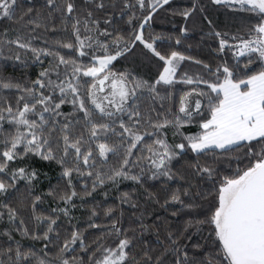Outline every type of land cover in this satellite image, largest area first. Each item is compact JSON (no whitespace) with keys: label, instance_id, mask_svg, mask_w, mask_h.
Returning <instances> with one entry per match:
<instances>
[{"label":"snow or ice","instance_id":"1","mask_svg":"<svg viewBox=\"0 0 264 264\" xmlns=\"http://www.w3.org/2000/svg\"><path fill=\"white\" fill-rule=\"evenodd\" d=\"M0 60V264H264V0H0Z\"/></svg>","mask_w":264,"mask_h":264},{"label":"trees","instance_id":"2","mask_svg":"<svg viewBox=\"0 0 264 264\" xmlns=\"http://www.w3.org/2000/svg\"><path fill=\"white\" fill-rule=\"evenodd\" d=\"M27 0H25V3ZM190 2V0H171V4L173 7H184L187 6V4ZM167 7V6H166ZM126 19V17H125ZM175 19L177 22L180 21V17H175L173 18L171 15V12H166V11H160L159 15L155 17L154 21L152 22V28L148 29L146 31V35L148 34V31L155 32V33H160V32H167L168 30L171 29L172 25L170 21ZM198 39V32L193 34V40L190 42H195V40ZM34 43H40L39 41H36ZM208 43H212L211 41H208ZM0 63H4V61L0 60ZM7 66H8V71L13 72L15 75L18 77H21L23 79H34L35 76L38 74L40 71L41 65L32 63L29 61V66L27 68L24 67H17L16 62L14 61H7ZM44 66H47V61H45ZM45 171H48V178H42V183L37 189V191H47L49 184L55 185L58 179V169L54 170H48L45 169ZM135 186L131 185V182H124L119 186V190L117 189H111L108 192L107 197H105L102 193L97 192L94 194L95 199L93 200L92 197L87 198L89 200L90 205L92 204H101L103 207H108V206H113L116 208L117 213L121 209L124 211V218H123V226L128 227L129 224H131L133 221L136 220V216L138 215L137 209L131 208L128 204H120V201L118 197L120 196L121 193L127 191V192H133ZM54 207L55 203L51 201V199L45 201L43 207L48 208V207ZM152 211H162L159 208H154ZM146 219L148 217L146 216ZM87 217L82 216L79 211L76 212V219L73 220V224H79L81 226H84L86 224ZM102 225L106 223L104 221L103 216H101L100 220L98 221ZM67 227V225H65ZM96 232L95 230L89 229L86 232V235H88L89 240H93L96 238ZM147 238L155 240V234H145ZM40 245L37 244V247Z\"/></svg>","mask_w":264,"mask_h":264}]
</instances>
